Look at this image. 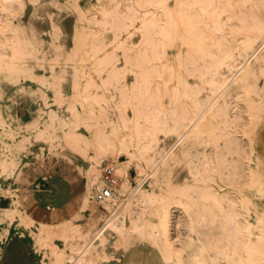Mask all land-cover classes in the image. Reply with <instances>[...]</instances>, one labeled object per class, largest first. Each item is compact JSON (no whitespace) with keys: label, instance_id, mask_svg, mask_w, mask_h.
<instances>
[{"label":"bare ground","instance_id":"obj_1","mask_svg":"<svg viewBox=\"0 0 264 264\" xmlns=\"http://www.w3.org/2000/svg\"><path fill=\"white\" fill-rule=\"evenodd\" d=\"M122 1L139 9L140 42L120 43L124 70L116 65V47L87 51V72L101 91L79 90L70 103L50 107L55 129L41 147L61 150L53 140L60 131L68 145L95 147L86 170V204L105 186L102 161L108 160L119 184L101 202L103 224L95 228L91 217L83 228L78 214L75 220L64 212L31 211L23 205V185L12 190L0 184L9 220L0 243L11 228L21 230L48 252L46 264H107L117 254L121 264L139 249L153 251L157 264H264V212L258 210L264 160L257 150L264 112V83L258 84L264 73V0ZM20 3L0 0V21L15 36L11 50L0 44V56L9 53L12 61L28 52L6 23ZM95 31L88 33L93 37ZM168 47L173 57L148 71L150 61L168 58ZM125 71L133 74L131 83ZM96 107L104 120L95 130ZM85 130H94L93 139ZM2 134L0 176L11 179L19 163L16 141ZM131 159L142 172L135 186L127 174ZM182 169V179H174ZM58 237L65 247L55 243Z\"/></svg>","mask_w":264,"mask_h":264},{"label":"rangeland","instance_id":"obj_2","mask_svg":"<svg viewBox=\"0 0 264 264\" xmlns=\"http://www.w3.org/2000/svg\"><path fill=\"white\" fill-rule=\"evenodd\" d=\"M125 4L122 0H21L20 5L14 4V10L6 17L8 29L17 30L16 33L21 36L28 52L18 61L10 60L9 53L0 56V135L6 133L2 135L6 136V139L11 143L16 141L15 155L19 158L18 166L11 179L5 174L0 176L1 187L10 186V189L13 190L15 187L23 185L24 207L31 211L45 213L64 212V215L70 218H74L75 214H78L79 217L75 218L83 228L87 227L91 217L97 219L95 228L100 227L105 217L99 213L107 214V212H100L104 211L103 207H100L102 204L96 202L94 197L91 202L86 204L88 193L86 170L89 157L94 153L95 147L92 145L75 148L73 143L68 145L61 131L59 138L53 139L61 144V150L55 153V151H48L45 148L42 150L41 147L48 143V139L55 129L49 118L50 107L70 103L79 90L88 89L92 93L101 91L90 78L85 66L88 62L86 56L89 49L96 51L103 46L116 47L118 55L116 65L120 70H124L120 43L123 44L122 41L125 42L124 45L130 42L139 43L141 39L139 9L134 5ZM89 20L90 22H88ZM3 23L0 21V44L11 50V41L15 36L13 37L8 30H4ZM93 29L96 31L91 37L88 31ZM167 50V59L158 58L150 61L146 69L148 71L154 70L153 67L157 69L158 62L170 60L175 54V50L172 47H168ZM124 77L128 83H131L133 74L125 71ZM263 83L264 73L258 78V84L262 85ZM119 87H121L120 84ZM150 88V91L154 90V87ZM252 94L254 99L258 98L255 93ZM107 112L110 117H113L109 108ZM242 116L244 119L248 118L246 113H242ZM260 116L262 138V140L260 138V142L262 143L258 142L257 150L264 160V112H260ZM103 120L104 116L100 112V108L96 107L91 120L93 129L96 130V126H100ZM251 126V121L248 120L246 127L250 128ZM40 130H43V135L39 133ZM11 131L12 135L9 134ZM93 131L90 133L85 130V134L93 139ZM235 135L242 138L240 130ZM243 140V143H246V137ZM3 146L0 142V157L4 151ZM245 148L250 150L248 144L245 145ZM103 161L102 170L104 166L111 165L108 164V160ZM242 161L244 163L248 160L242 159ZM239 167H241L240 163L237 164L236 169ZM138 168L135 160L131 159L127 166L130 186H135L142 176V172H139ZM261 171V175L264 177V169L262 168ZM52 172L66 175L73 185L70 202L63 208H41L31 195L34 181ZM185 173L186 170H179L174 173L173 178L180 177L181 180ZM116 178L117 184H119V179L117 176ZM11 206L18 207L16 203ZM6 208V203L0 201V242L5 235V226L9 221L3 214ZM258 210L264 212V202H261ZM82 214L84 216L81 218ZM15 221L18 222V216ZM14 230L18 229L11 228L8 235H11ZM32 239L35 245L30 240H26L31 255L30 264H46L48 252H45V248L42 246L37 245L34 238ZM54 241L60 247H65L63 238L58 237ZM136 253L146 256L150 264L158 262L153 251L139 249L134 254ZM118 255L113 259L110 258L107 264H119Z\"/></svg>","mask_w":264,"mask_h":264},{"label":"crops","instance_id":"obj_3","mask_svg":"<svg viewBox=\"0 0 264 264\" xmlns=\"http://www.w3.org/2000/svg\"><path fill=\"white\" fill-rule=\"evenodd\" d=\"M72 194L71 180L59 172L39 177L31 190L33 200L41 208H63L70 202ZM26 240L35 245L33 239L21 230H14L11 235H7L3 243H0V264H30L31 255ZM128 254L121 258V264H150L144 255Z\"/></svg>","mask_w":264,"mask_h":264},{"label":"built area","instance_id":"obj_4","mask_svg":"<svg viewBox=\"0 0 264 264\" xmlns=\"http://www.w3.org/2000/svg\"><path fill=\"white\" fill-rule=\"evenodd\" d=\"M102 179L105 186L94 193V199L97 202H102L105 198L111 195L112 186L117 184V178L115 176L114 168L111 165L104 166L102 170Z\"/></svg>","mask_w":264,"mask_h":264}]
</instances>
